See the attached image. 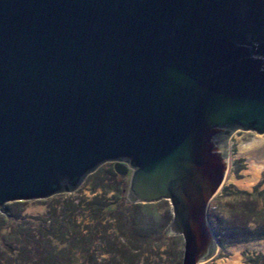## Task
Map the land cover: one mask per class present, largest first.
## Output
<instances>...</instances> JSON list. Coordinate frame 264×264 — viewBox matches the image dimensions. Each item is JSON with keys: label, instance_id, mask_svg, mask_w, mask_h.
Returning a JSON list of instances; mask_svg holds the SVG:
<instances>
[{"label": "water", "instance_id": "water-1", "mask_svg": "<svg viewBox=\"0 0 264 264\" xmlns=\"http://www.w3.org/2000/svg\"><path fill=\"white\" fill-rule=\"evenodd\" d=\"M239 128L264 134V0H0L1 212L125 161L204 264Z\"/></svg>", "mask_w": 264, "mask_h": 264}, {"label": "rangeland", "instance_id": "rangeland-1", "mask_svg": "<svg viewBox=\"0 0 264 264\" xmlns=\"http://www.w3.org/2000/svg\"><path fill=\"white\" fill-rule=\"evenodd\" d=\"M256 138H264V134L240 128L230 134L231 162L222 186L208 205V221L211 211L215 217L226 218V206L237 203L238 199L230 202L224 196L242 190L231 182V177L243 178L248 175L246 171L253 158L242 148ZM110 169L124 176L120 184L121 193L128 202L137 204L132 211L133 218L130 217V210L126 215L122 213L128 210L126 207L118 206L106 214L100 211L101 203L112 201L114 196L113 192L104 194L102 187L97 185ZM132 172L125 161H107L99 165L96 172L88 173L82 186L73 191L55 193L46 198L7 202L9 210L5 208L6 213L0 211V233L8 236L20 230L23 237L28 232L32 233L33 237L25 246L31 250H41L45 264H182L183 236L164 233L173 216L171 203L166 199L152 203L131 201L127 194ZM263 175L264 168L253 189L243 191L252 192L256 185L263 188L260 180ZM91 201L93 203L88 205ZM40 224L48 228L46 234L38 231ZM238 225L233 224L235 230L232 227L231 232L247 234L245 224ZM215 238L218 242L217 252L204 264H225L224 260L234 254L232 246L238 247L241 264H248L249 256L264 255V249L258 248V243L264 239L228 244Z\"/></svg>", "mask_w": 264, "mask_h": 264}, {"label": "trees", "instance_id": "trees-1", "mask_svg": "<svg viewBox=\"0 0 264 264\" xmlns=\"http://www.w3.org/2000/svg\"><path fill=\"white\" fill-rule=\"evenodd\" d=\"M123 178L124 176H121L120 172L110 169L103 174L101 178L102 181L97 184L99 187H102L104 194L109 192L114 193L112 201L105 200L101 203L100 211L102 214L112 212L118 206H121L123 209L124 207L128 209L126 211L122 210V213L125 215L129 210L131 213L134 211L135 205L137 204L128 202L121 193L120 184ZM261 178V183L264 184V175L263 177L261 176ZM231 187L234 189V186ZM243 190L245 189L236 190L224 196L228 198L230 202L234 199H238L237 203L226 206V218L215 217L212 211L211 214L209 213V222L212 231L220 242L235 244L238 242L264 239V187L260 189V185H256L252 192ZM104 199L106 198L102 200ZM91 203L93 202L91 201L88 205ZM133 216L134 214L132 213L130 217L133 218ZM169 218H171V215L168 219ZM239 220L241 222H239ZM239 223L245 224L247 234L237 235L235 234L236 231L231 232L232 227L235 230L233 224L239 226ZM254 224L255 226H253ZM47 229L40 224L38 231H40V233L45 232L46 234L48 232ZM19 231L20 230H15L13 234L8 236L0 233V264H45L43 252L41 250H31L28 246H25V243L33 237V234L28 232L27 236L25 234V237H23V235H21L22 233ZM247 262L248 264H264V255L249 256Z\"/></svg>", "mask_w": 264, "mask_h": 264}, {"label": "bare ground", "instance_id": "bare-ground-1", "mask_svg": "<svg viewBox=\"0 0 264 264\" xmlns=\"http://www.w3.org/2000/svg\"><path fill=\"white\" fill-rule=\"evenodd\" d=\"M242 149L248 151L253 158L250 162L249 168L246 171V174L248 175L243 178L232 176L231 182L236 184L241 189L251 190L253 184L260 176V171L264 168V138H256L253 142L245 144ZM258 244V248L263 250L264 240H261ZM231 248L233 249L234 254L230 258L224 260L225 264H241V254L238 251V247L232 246Z\"/></svg>", "mask_w": 264, "mask_h": 264}]
</instances>
